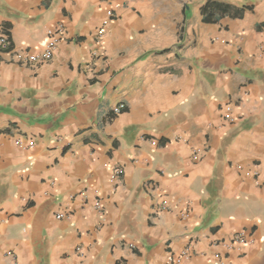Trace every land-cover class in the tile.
<instances>
[{
  "label": "crops",
  "instance_id": "obj_1",
  "mask_svg": "<svg viewBox=\"0 0 264 264\" xmlns=\"http://www.w3.org/2000/svg\"><path fill=\"white\" fill-rule=\"evenodd\" d=\"M208 1L0 0V264H264V0Z\"/></svg>",
  "mask_w": 264,
  "mask_h": 264
},
{
  "label": "built area",
  "instance_id": "obj_2",
  "mask_svg": "<svg viewBox=\"0 0 264 264\" xmlns=\"http://www.w3.org/2000/svg\"><path fill=\"white\" fill-rule=\"evenodd\" d=\"M114 14L112 10L108 11L106 17L102 21V24L100 28L98 29V36L100 38V41H103V36L106 32V27L111 19H113ZM64 31L63 26H60L56 30H50L48 31L47 36V43L43 50L38 52H31V51H13L12 52V59L20 64L30 65V66H36L42 63H46L50 61L53 58L55 49L59 43V41L62 39V32ZM11 45V39L6 36L5 34L0 35V47H8ZM126 108L125 103H120L117 105L113 111L115 113H121ZM224 118L233 122L237 120V117L233 114V105L232 103H227L224 106ZM123 173V169L119 166L115 167L113 169L111 180L113 182H117L119 178L121 177ZM168 206V200L164 199L162 201V207L167 208ZM97 207L100 210H103L104 207L101 203H97ZM59 217H62L63 215H58ZM236 243H244V240L241 236H237L235 239ZM191 255L190 248L183 249L177 256L173 257L171 259L172 264H184L185 260ZM124 264V263H120Z\"/></svg>",
  "mask_w": 264,
  "mask_h": 264
},
{
  "label": "trees",
  "instance_id": "obj_3",
  "mask_svg": "<svg viewBox=\"0 0 264 264\" xmlns=\"http://www.w3.org/2000/svg\"><path fill=\"white\" fill-rule=\"evenodd\" d=\"M209 6H213L216 9H218V15H222L225 13H230L231 9H233V7L231 5H228L226 3H218L216 1L213 0H209L207 2V4L205 5V9H207Z\"/></svg>",
  "mask_w": 264,
  "mask_h": 264
}]
</instances>
